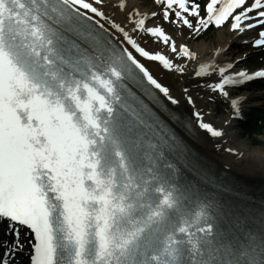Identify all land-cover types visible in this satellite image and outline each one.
Segmentation results:
<instances>
[{
    "label": "snow or ice",
    "instance_id": "6c2138e0",
    "mask_svg": "<svg viewBox=\"0 0 264 264\" xmlns=\"http://www.w3.org/2000/svg\"><path fill=\"white\" fill-rule=\"evenodd\" d=\"M48 4L0 0V264H264V200L254 207L192 143L205 133L264 166V144H228L239 89L264 80V63L247 66L264 57V0ZM212 31L210 55L189 42ZM109 133L146 184L185 205L206 193L207 219L168 233L162 252L144 229L120 235L100 167Z\"/></svg>",
    "mask_w": 264,
    "mask_h": 264
},
{
    "label": "bare ground",
    "instance_id": "6f19581e",
    "mask_svg": "<svg viewBox=\"0 0 264 264\" xmlns=\"http://www.w3.org/2000/svg\"><path fill=\"white\" fill-rule=\"evenodd\" d=\"M227 34L225 33V38ZM216 43H219L218 34L216 40L205 41L201 40L193 44L201 51L208 50L210 55V48ZM149 66L155 68L150 62ZM255 96V95H254ZM246 97V98H245ZM251 95L241 96V106L243 111V104ZM211 119H218L213 112ZM241 142L248 143L243 140L238 134H230L228 144L233 147L241 146ZM193 146L197 148L203 158L210 160L217 171L224 176L226 182L232 183L241 192L247 193L250 197L255 198L254 207L259 206V202L264 200V166L259 160H254L251 164L245 162L243 164L237 162L232 155L223 150V147L217 151L213 148V141L205 133H200L199 141H192ZM227 145H225L226 147ZM228 166L227 168L225 166Z\"/></svg>",
    "mask_w": 264,
    "mask_h": 264
},
{
    "label": "rangeland",
    "instance_id": "374dc122",
    "mask_svg": "<svg viewBox=\"0 0 264 264\" xmlns=\"http://www.w3.org/2000/svg\"><path fill=\"white\" fill-rule=\"evenodd\" d=\"M217 33L215 31L207 33L204 37L196 40H192L191 42H198L201 40L205 41H212L214 42L216 40ZM251 59L253 60V56H250L247 61V66L249 67H255L260 65L261 63H264V58L259 57V59L255 60L254 62H251ZM264 84H257L251 86L249 89L248 87L245 89H242L240 92H243L244 94L251 95V97L246 101L243 114L245 112H252L251 110L260 111L261 114L264 115ZM248 89V90H247ZM255 95V96H254ZM206 107H212L216 108V117H219L222 114V105L218 101L215 105H205ZM239 127V133L243 140L247 141L248 143L254 144V145H261L264 144V129L260 131V128L255 129H248L245 126H242L243 122L237 121L236 122Z\"/></svg>",
    "mask_w": 264,
    "mask_h": 264
}]
</instances>
